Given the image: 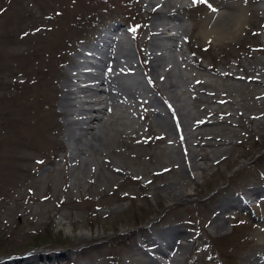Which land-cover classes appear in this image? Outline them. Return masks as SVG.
Wrapping results in <instances>:
<instances>
[{
  "label": "rangeland",
  "instance_id": "374dc122",
  "mask_svg": "<svg viewBox=\"0 0 264 264\" xmlns=\"http://www.w3.org/2000/svg\"><path fill=\"white\" fill-rule=\"evenodd\" d=\"M226 1L243 11L249 24L246 37L242 35L235 45L197 54L192 46L201 47L204 41L191 27L192 19L205 11L201 4L181 13L188 28V44L194 50L184 45L183 56L190 64L184 63L176 50L168 54L167 61L175 62L188 76L189 86L181 97L193 119H207L205 109L216 107L231 114L229 126L208 124L210 130L198 129L205 136L213 130L234 142L226 145L228 151L220 162L207 161L208 168L194 171L192 180L183 178L177 170L159 177L152 174L177 162L173 153L179 150L176 136L172 134L167 140L153 138L143 118L146 106L130 102L125 96L117 97V104L106 117L104 141L97 142V147L84 157H68L69 146L75 144L65 135L61 88L72 53L94 34L101 21L119 18L132 25L134 34L137 29L135 39L128 37L134 47L128 59L137 64L138 79H142L146 92L152 98L157 96L147 83L136 52V48L141 51L147 47L144 27L155 18L140 12V0H0V264H7L5 258H19L38 246L49 247L52 257L51 262L43 259L40 264H64V259L54 257L60 250L69 256L65 264H121L143 239L144 228L152 232L154 228L175 225L199 233V243L218 255V261L242 264L244 247H252L248 240L254 231L252 226L248 222L236 223V212L227 219L224 233L212 231L209 224L219 199L231 198L248 183L264 185V124L258 123L264 115V97L257 94L260 87L252 90L245 82L210 77L216 81V97L228 102L220 105L199 101L193 98L199 87L189 77H196L195 59L219 70L222 60L233 67L237 53L241 55L242 49L264 40V31L259 28L264 25V16L256 12L259 4L254 0ZM125 6L130 7L129 17ZM250 29L253 33L257 29L259 35ZM257 56L261 63L245 61L244 57L242 61L248 68L252 63L255 67L264 65V54ZM261 70L252 72L262 74ZM238 74L242 75L241 71ZM154 106L164 113L159 100ZM150 119L155 121L153 116ZM207 120L215 121L210 117ZM155 132L161 134L156 124ZM142 142L144 153L158 155L161 150H171V156H164L163 164L139 161L131 156L129 145ZM175 181L174 191L183 193L182 198H174L173 188L168 189L172 194L161 191L163 184ZM123 195L129 197L123 200ZM258 197H264V193ZM239 217H243L240 212ZM197 249L195 246L193 253ZM9 264L18 263L13 260ZM34 264H39L38 260Z\"/></svg>",
  "mask_w": 264,
  "mask_h": 264
},
{
  "label": "bare ground",
  "instance_id": "6f19581e",
  "mask_svg": "<svg viewBox=\"0 0 264 264\" xmlns=\"http://www.w3.org/2000/svg\"><path fill=\"white\" fill-rule=\"evenodd\" d=\"M140 1V10L144 9L146 13L155 15L154 20L150 22L146 30L149 42L147 47H144V60L140 64L148 83L153 87L157 96L151 99V95L146 92L141 81H138L135 77H129V75L132 76V73L137 72V64L125 58V56H129V53L125 52L127 49L125 42L116 44L115 49L112 50L116 55H111L110 50L106 47L105 55L98 64L97 71L86 76L89 82L85 86L78 85L77 81L80 79L75 76V74L79 75L81 73L77 69L80 68L82 61L74 60L72 66L65 73L66 79L61 88L64 94L60 101V111L65 118L63 123L65 135L68 140H73L75 144L69 146L70 153L68 157L70 156L69 158L72 160L77 155L84 157L88 155L90 149L97 147V142L104 141L103 130L108 122L106 117L111 114V110L115 107L117 97L125 96L130 102L146 106L144 116L147 119V128L153 133V138L167 140L172 134L176 136V145L179 150L175 149L173 153L175 157L177 155V162L167 164L163 170L152 171V174L159 177V175L164 176L169 171L177 170L183 178L193 180L194 171L207 169V161L220 162L224 158L222 155L228 151V146L234 142L231 138L221 136L213 130L209 131L207 136L202 131L210 130L209 127H206L208 124H226L229 126L232 124L228 120L231 114L225 109H219V107H216V109L204 108L207 119L210 117L215 121H208L206 118L193 119L192 112L187 108L186 101L181 97V94L189 86L188 76L178 68L175 62L169 63L167 61L170 58L168 54L171 49L181 50V55H184V46L177 41L180 37L189 45L187 42L189 39H187L189 36L188 28L181 13L190 8L194 0ZM256 1L259 3L256 12H260L259 16L263 17L264 0ZM205 6L207 10L203 11L204 13L198 18L192 19L193 27L191 29L198 30V35L204 41V45L201 47L199 45L192 46L195 51L203 53L209 49H222L226 45H235L234 42H239L242 35L246 37V29L249 24L239 7L231 2L221 0L205 3ZM171 22L173 23L171 24ZM250 23L252 25L253 21L251 20ZM254 27L256 25L252 26V28ZM259 28L264 31V25ZM252 30L250 29V32ZM253 34H256L255 36L259 35L257 29L254 30ZM193 49L190 45L188 46L189 51H194ZM255 51L259 55L264 54V40L248 46L247 49H242L241 55L237 53L235 55L237 62L233 67L227 61L222 60V70L215 69L212 66H204L199 60L195 59L194 64L198 68V71L195 72L196 77L189 76L193 78L195 85L199 87L197 97H194L199 101L203 99V102L208 103L220 102L219 97H216L217 95L213 93V90H217L215 87L217 86L216 81L210 77L245 82L250 84L252 90H255L252 87H260V90H258L260 93L256 91L254 93L260 94L259 97H264V65L260 64L257 67H255V64L253 65L254 62L261 61L257 54H253ZM80 55H83L81 51L79 52ZM243 57L245 61L253 62L251 68H248L244 63L245 61H242ZM140 59L142 60L141 56ZM182 60L184 63L189 62L187 64H190L186 57L183 56ZM260 68H263L261 70L262 74L252 72V70ZM239 71L242 75L238 74ZM204 76L209 78L205 80L203 79ZM252 96H256V94H252ZM156 100L164 105L168 118L154 106ZM223 102L226 103L228 100L224 99ZM151 116L154 117L155 121L150 119ZM154 122L161 131L160 135L155 132ZM258 123L264 124V115ZM71 126H75V128L72 129ZM198 129L202 131H198ZM144 143L129 145L132 152L130 154L133 158L139 159V161L149 160L153 163L163 164L164 156H171V150L166 152L161 150L162 152L158 155H154L151 151L144 153L142 151ZM169 159L171 160V158ZM113 172L116 173L112 169ZM176 183L175 181L163 184L164 187L161 188L163 194H169L168 189H172ZM174 190L176 189H172L174 198L184 196L183 193ZM261 191L262 188L259 186H249L245 189V197L260 194ZM122 197L125 200L129 196L123 195ZM241 198L240 203H244L242 202L244 197ZM236 200H219L214 210L215 214L210 219L209 226L212 231L220 233L226 231L227 219L225 213L236 208ZM256 226V229L252 231V235L248 237L252 247L243 254L245 264H259L260 262L264 264V228L259 227V225ZM150 233L149 230H145L146 235L144 237L146 239L143 237L140 246L131 251L127 259L123 260L121 264H163L161 261H165L166 264H176L184 253L198 244L199 240L194 231H184L176 226L160 230L155 229L154 237L147 236ZM94 237V239L97 238V236ZM145 243L151 249H146ZM57 257L68 260L67 254H59ZM47 260L51 262L52 258H47ZM16 262L18 264H34V259H24Z\"/></svg>",
  "mask_w": 264,
  "mask_h": 264
},
{
  "label": "snow or ice",
  "instance_id": "6c2138e0",
  "mask_svg": "<svg viewBox=\"0 0 264 264\" xmlns=\"http://www.w3.org/2000/svg\"><path fill=\"white\" fill-rule=\"evenodd\" d=\"M194 2H207V0H194Z\"/></svg>",
  "mask_w": 264,
  "mask_h": 264
}]
</instances>
